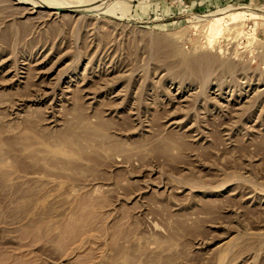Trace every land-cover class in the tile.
<instances>
[{
    "label": "rangeland",
    "instance_id": "374dc122",
    "mask_svg": "<svg viewBox=\"0 0 264 264\" xmlns=\"http://www.w3.org/2000/svg\"><path fill=\"white\" fill-rule=\"evenodd\" d=\"M76 1L0 0V264H264V0Z\"/></svg>",
    "mask_w": 264,
    "mask_h": 264
},
{
    "label": "bare ground",
    "instance_id": "6f19581e",
    "mask_svg": "<svg viewBox=\"0 0 264 264\" xmlns=\"http://www.w3.org/2000/svg\"><path fill=\"white\" fill-rule=\"evenodd\" d=\"M83 1H89V0H79V1H76V2L79 4L80 2H83ZM35 4H37V5L41 6V7H53V5H51V4H43L42 5V4H39L37 2H35ZM74 4H76V3H74ZM54 7H56V6H54ZM66 7L64 8V11H71L74 8L73 5H72L73 8L71 7V5L66 6ZM57 8H59V6H57ZM244 14L242 12L241 13H238V12L232 13V12H230V13L224 14L223 16H221V17H219V18H217L216 20L213 21V24L211 25L210 29L215 35H218L221 32V25H222L223 20L231 19V18H237L238 16L240 17L241 15H244ZM248 15H250V14H247V16ZM251 16H253V15H251ZM250 18H253V17H250ZM255 18L256 17H254V19Z\"/></svg>",
    "mask_w": 264,
    "mask_h": 264
}]
</instances>
